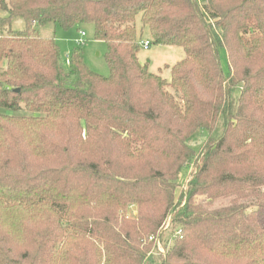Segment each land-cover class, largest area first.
<instances>
[{
	"label": "trees",
	"instance_id": "16d2710c",
	"mask_svg": "<svg viewBox=\"0 0 264 264\" xmlns=\"http://www.w3.org/2000/svg\"><path fill=\"white\" fill-rule=\"evenodd\" d=\"M49 23L93 24L110 74ZM0 108V264H264V0H0Z\"/></svg>",
	"mask_w": 264,
	"mask_h": 264
},
{
	"label": "rangeland",
	"instance_id": "374dc122",
	"mask_svg": "<svg viewBox=\"0 0 264 264\" xmlns=\"http://www.w3.org/2000/svg\"><path fill=\"white\" fill-rule=\"evenodd\" d=\"M24 26V19L17 17L12 20L13 29L20 30L23 29ZM138 27H141L140 20L138 21ZM81 30L85 31L86 33L84 37L80 35L78 27H73L69 30H65L57 24L49 23L39 28L40 34L42 36L54 37L56 39L63 60L67 55H71V52L75 48H80L86 66L91 71H94L103 76H108L110 74V68L106 60L107 44L103 40L97 39L95 37V29L93 24H85L81 26ZM80 38H82L84 41L83 45H78L77 43V40ZM142 39H148L151 42V45L149 46V48H145L142 46L139 53L141 61L148 65L150 71L161 74L163 77L169 79L171 77L172 66L181 61L186 56L184 48L181 46H165L155 44L147 29H145V31L143 32ZM222 64L224 70L228 71L227 57L224 51H222ZM0 112H5V110L0 108ZM17 114L24 115L26 113L22 111L17 112ZM203 138L204 136L200 135L198 139L192 142V144L199 147L203 141ZM191 168L192 167H190V170ZM186 181V176L183 175L180 180L181 185L177 187L175 196L176 199H178L180 194L182 193ZM197 198L200 201L202 200V196H198ZM228 202L229 199L227 198H219L213 201V207H220L222 205L228 204ZM120 213L122 214V211H120ZM137 213V207L130 206L127 212V217L133 218L137 216ZM167 227L168 226H166L163 231L161 242H157V248L153 249V253L155 255L159 252H166L167 248L171 246L173 224H171L168 228Z\"/></svg>",
	"mask_w": 264,
	"mask_h": 264
},
{
	"label": "built area",
	"instance_id": "2783aa9c",
	"mask_svg": "<svg viewBox=\"0 0 264 264\" xmlns=\"http://www.w3.org/2000/svg\"><path fill=\"white\" fill-rule=\"evenodd\" d=\"M79 32H80V35L82 37H84L86 35L85 31H83V30H80ZM77 43H78V45H83L84 41H83L82 38H80V39L77 40ZM150 45H151V42L149 40H143L142 41V46L143 47L149 48ZM65 59H66L65 60L66 64L69 65L70 64V55H67Z\"/></svg>",
	"mask_w": 264,
	"mask_h": 264
},
{
	"label": "crops",
	"instance_id": "0c3cea01",
	"mask_svg": "<svg viewBox=\"0 0 264 264\" xmlns=\"http://www.w3.org/2000/svg\"><path fill=\"white\" fill-rule=\"evenodd\" d=\"M80 31V30H79ZM145 40H148V39H145Z\"/></svg>",
	"mask_w": 264,
	"mask_h": 264
}]
</instances>
